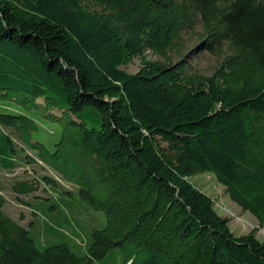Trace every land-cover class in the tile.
Here are the masks:
<instances>
[{
  "label": "trees",
  "instance_id": "trees-1",
  "mask_svg": "<svg viewBox=\"0 0 264 264\" xmlns=\"http://www.w3.org/2000/svg\"><path fill=\"white\" fill-rule=\"evenodd\" d=\"M196 25L197 48L221 57L209 75L168 61ZM30 112L60 124L52 150ZM0 138V175L40 164L106 217L84 255L42 246L0 183V264H95L113 248L122 264H264V0H0ZM205 172L257 227L229 230L188 180ZM36 179L10 191L27 204L56 184Z\"/></svg>",
  "mask_w": 264,
  "mask_h": 264
},
{
  "label": "rangeland",
  "instance_id": "rangeland-1",
  "mask_svg": "<svg viewBox=\"0 0 264 264\" xmlns=\"http://www.w3.org/2000/svg\"><path fill=\"white\" fill-rule=\"evenodd\" d=\"M194 31L192 34H183L185 41L183 57L171 53L168 61L171 63L184 62L188 68L200 74L209 75L220 62L221 57L210 54L203 48H197L196 35L201 31L200 26L196 25ZM145 55L150 60H161L150 51H147ZM140 66L141 59L137 57L123 65L122 68L134 73ZM52 113L59 115L57 110ZM30 114L39 120L37 122L40 129L33 132L34 139L41 141L52 150L61 134L60 124L43 118L36 112H30ZM0 144H2L1 138ZM16 145L19 144L16 143ZM42 176H49L54 179L56 184L46 185L40 182L37 191L21 196L27 201V204L18 201L10 191V184L16 179L34 181ZM188 180L211 198L214 210L220 216L227 218L229 230L234 235L245 234L257 227L256 219L248 212L242 211L229 199L224 186L217 182L213 174L198 173L190 176ZM0 183L1 191L6 197L4 211L27 228L32 237L42 246L66 243L74 253L84 255L91 241V231L102 228L106 224L103 211L93 209L83 202L74 185L61 180L55 172L40 164H24L22 162L12 171H1ZM51 190L61 192V198L58 201L51 198ZM35 230L38 231V235L35 234ZM255 237L264 241V225L258 228ZM124 255L125 253L120 248H113L100 260L95 261V264H122Z\"/></svg>",
  "mask_w": 264,
  "mask_h": 264
}]
</instances>
